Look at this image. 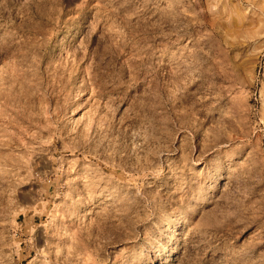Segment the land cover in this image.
I'll list each match as a JSON object with an SVG mask.
<instances>
[{
  "label": "rangeland",
  "instance_id": "obj_1",
  "mask_svg": "<svg viewBox=\"0 0 264 264\" xmlns=\"http://www.w3.org/2000/svg\"><path fill=\"white\" fill-rule=\"evenodd\" d=\"M0 264H264V0H0Z\"/></svg>",
  "mask_w": 264,
  "mask_h": 264
}]
</instances>
